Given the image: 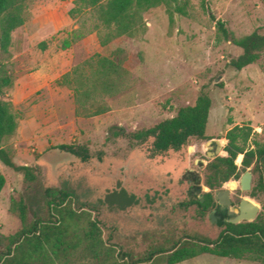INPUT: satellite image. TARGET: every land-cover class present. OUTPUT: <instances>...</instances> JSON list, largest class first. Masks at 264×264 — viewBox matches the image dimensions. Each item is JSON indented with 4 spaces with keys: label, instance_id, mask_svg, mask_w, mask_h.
Listing matches in <instances>:
<instances>
[{
    "label": "rangeland",
    "instance_id": "374dc122",
    "mask_svg": "<svg viewBox=\"0 0 264 264\" xmlns=\"http://www.w3.org/2000/svg\"><path fill=\"white\" fill-rule=\"evenodd\" d=\"M73 1L32 0L30 16L12 32L8 52L0 51V65L12 79L3 100L11 105L17 122L2 147L16 164L41 167L39 183L29 195L32 204L41 201L44 188L56 187L71 190L82 202L97 207L94 217L101 221L114 254L95 263L79 253L68 264H165L161 258L146 262L145 257L154 247L167 246L184 234L213 238L218 232L208 216L201 222L193 209L179 206L189 198L185 176L190 171L200 178L201 194L209 192L202 175L211 159L195 163L202 158L204 142L218 139L223 146L230 129L244 126L252 129L245 149L264 143V53L240 72L231 69L228 63L240 50L218 37L215 22L200 8L199 0H188L189 16L174 15L172 22L163 6L151 9L143 14L144 34L101 47L103 31H92L95 22L88 12L77 19L69 17ZM208 3L215 19L225 22L235 37L264 31V0ZM75 31L83 37L64 49V41L71 40ZM98 57L121 62L129 72L120 91L109 95L92 87ZM65 74H70V83L58 84ZM76 88L88 90L87 98L76 96ZM200 91L211 100L205 139L154 161L147 160L146 146L127 151L124 141L105 140L112 125L133 131L171 118L179 107L192 105ZM98 108L105 111L92 114ZM69 143L86 145L91 159L83 163L51 149ZM241 159L237 157L236 164ZM0 175L5 179L0 234L8 236L20 229L19 220L8 212L10 199L18 198L24 188L21 176L1 163ZM250 192L231 191L234 207L243 198L259 206L258 214L264 212V197H252ZM125 253L129 258L119 256ZM178 264L256 263L203 254Z\"/></svg>",
    "mask_w": 264,
    "mask_h": 264
},
{
    "label": "trees",
    "instance_id": "16d2710c",
    "mask_svg": "<svg viewBox=\"0 0 264 264\" xmlns=\"http://www.w3.org/2000/svg\"><path fill=\"white\" fill-rule=\"evenodd\" d=\"M32 0H0V51L8 52L11 34L22 27L30 13L28 5ZM163 6L169 21L174 15L188 17V0H74L68 15L77 19L88 12L94 20L92 31L99 34V45L107 46L121 37L135 38L145 32L143 14ZM200 8L215 22L218 37L240 50V54L229 61L228 66L240 72L256 63L264 53V31L235 37L228 30L225 22L215 19L208 0H199ZM83 37L75 31L72 39L64 41L63 48H68L74 41ZM45 49V43H41ZM92 87L103 94L120 91L126 84L129 72L122 63H114L111 58L98 57L95 63ZM70 74H65L58 84L70 83ZM12 86V79L0 65V163L22 178L24 193L18 198H11L8 212L20 222V229L12 235L0 234V264H68L69 258L77 254L90 258L95 263H104L107 256L114 254L115 248L108 244L103 236L100 220L94 217L97 207L82 202L71 190L46 187L42 190L41 201L32 204L30 192L39 183L41 167L39 165H19L2 147L4 139L11 137L17 122L11 105L3 100L5 91ZM88 90L75 89V95L87 98ZM83 96V97H82ZM78 98V97H77ZM211 109L209 96L200 91L192 105L179 107L175 115L153 126L126 131L123 127L112 125L108 128L106 141L125 142L126 150L146 146V158L154 161L168 151L179 152L194 141L205 139V131ZM104 108H98L92 114H100ZM252 129L235 126L226 135V143L220 153L209 160L202 175L203 186L209 192L199 196L189 192L187 201L179 204L184 210L193 209L201 222L206 221L212 210L221 219L214 225L218 232L211 238L198 233L184 234L169 242L167 246L151 249L145 257L146 262L155 258L163 259L165 264H178L203 254L236 261L264 264V212H260L252 221L237 224L224 220L214 199V193L223 190L229 182L237 181L245 171L255 176L251 184L250 195L264 197V143H254L253 148L245 149ZM51 149L69 154L81 162L91 159L86 145L69 143L51 147ZM102 153L97 154L101 160ZM242 159L236 164L237 157ZM5 179L0 175V192ZM129 258V254H119ZM128 264V263H125ZM130 264H136L131 263Z\"/></svg>",
    "mask_w": 264,
    "mask_h": 264
},
{
    "label": "water",
    "instance_id": "95a60500",
    "mask_svg": "<svg viewBox=\"0 0 264 264\" xmlns=\"http://www.w3.org/2000/svg\"><path fill=\"white\" fill-rule=\"evenodd\" d=\"M217 151H220L221 144L217 141ZM192 147H189V150L192 151ZM252 184V173L250 171H245L238 182H230L227 185L226 189L218 190L215 192L214 199L219 206L220 210H227L228 216L231 218L227 219L228 223L237 224L241 221H252L256 218L259 207L247 199H242L237 208L231 206L230 193L237 189L241 191H249ZM202 188L197 190V196L200 197V201L203 199L201 197ZM211 223H215V217L211 215Z\"/></svg>",
    "mask_w": 264,
    "mask_h": 264
},
{
    "label": "flooded vegetation",
    "instance_id": "af4514ba",
    "mask_svg": "<svg viewBox=\"0 0 264 264\" xmlns=\"http://www.w3.org/2000/svg\"><path fill=\"white\" fill-rule=\"evenodd\" d=\"M217 141L222 146L221 140H218V139L206 140L204 142V148H203V151H202V154H201L202 158L199 159V160H195L196 165H198L199 163H201V164L204 163L205 159H213L214 157H216L220 153V151H221L223 146L221 147L220 151H217V144H216ZM185 177H186V179H187L186 181H187V183L189 185V192L191 194L197 196V190L199 188H202L200 186V178L197 177V175L195 173L191 172V171L188 172V174ZM242 199L243 198L238 200V203L235 204V208H237L239 206V203H240V201ZM230 201H231V206L234 207V205H233L234 202L231 199H230ZM220 211L224 212L225 217H227V218H224V220H227V219L231 218V216H228L226 209L225 210H220ZM215 214H216V211L212 210L210 215H209V218L211 217V215H213L215 217V223L214 224L216 225L218 220L221 219V216L220 215H216L215 216ZM257 215H258V213H257Z\"/></svg>",
    "mask_w": 264,
    "mask_h": 264
}]
</instances>
